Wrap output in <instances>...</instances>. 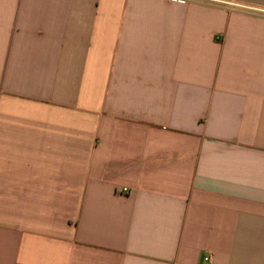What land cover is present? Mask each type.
Here are the masks:
<instances>
[{
    "label": "crops",
    "instance_id": "crops-1",
    "mask_svg": "<svg viewBox=\"0 0 264 264\" xmlns=\"http://www.w3.org/2000/svg\"><path fill=\"white\" fill-rule=\"evenodd\" d=\"M205 256L264 264V0H0V264Z\"/></svg>",
    "mask_w": 264,
    "mask_h": 264
},
{
    "label": "built area",
    "instance_id": "built-area-1",
    "mask_svg": "<svg viewBox=\"0 0 264 264\" xmlns=\"http://www.w3.org/2000/svg\"><path fill=\"white\" fill-rule=\"evenodd\" d=\"M174 1H182V0H174ZM125 190V189H124ZM126 191V190H125ZM204 260H205V262H207V264H210V262H211V257L210 256H205L204 257Z\"/></svg>",
    "mask_w": 264,
    "mask_h": 264
}]
</instances>
